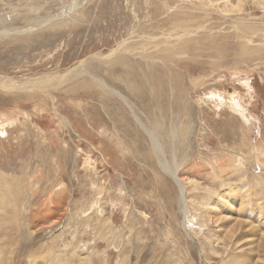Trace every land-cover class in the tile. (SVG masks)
Listing matches in <instances>:
<instances>
[{"label":"rangeland","instance_id":"374dc122","mask_svg":"<svg viewBox=\"0 0 264 264\" xmlns=\"http://www.w3.org/2000/svg\"><path fill=\"white\" fill-rule=\"evenodd\" d=\"M261 232L264 0H0V264H264Z\"/></svg>","mask_w":264,"mask_h":264},{"label":"bare ground","instance_id":"6f19581e","mask_svg":"<svg viewBox=\"0 0 264 264\" xmlns=\"http://www.w3.org/2000/svg\"><path fill=\"white\" fill-rule=\"evenodd\" d=\"M130 58L127 56V58L124 56V57H122V59H118V57H117V59H115V60H113L112 62H114V63H122V64H125L128 60H129ZM78 76H79V74H78ZM93 81L91 82L90 80V83L91 84H93V87L94 86H96V87H98L100 90H109L110 89V87H108V86H106V85H103V84H101V83H99L98 81H96V80H94V79H92ZM89 81H87V82H85V83H87V86L89 85ZM84 83V84H85ZM22 85V84H21ZM131 86V85H130ZM92 87V88H93ZM111 92V91H110ZM122 96V95H121ZM228 100V99H227ZM237 102V101H236ZM239 110V109H238ZM140 123H141V120H140ZM141 126H143L145 129H146V131H147V133H148V135L150 136V139H151V143H152V147H153V149L155 150V152H156V155H157V157H158V160H159V162L162 164V167H163V169L167 172V174H170L172 177H173V179H175V181L177 182V184L179 185V188H180V192H181V202L182 203H184L183 204V213L186 215V213H187V211H188V202H187V199H186V187H185V185H184V183H183V181H182V179H180L179 178V176H178V165H179V163L177 164V159H176V157H175V155H174V166H172V165H170V162H166L165 160H163L164 159V157L163 156H161L162 155V153H163V146H161V144H160V142H159V140H158V138L156 137V134L152 131V129L150 128V129H147V127H145V125L144 124H141ZM178 128H179V126L177 125V124H174L173 126H172V135H174V136H172V139L175 141V143L177 142V135H178ZM190 129V128H189ZM187 130V129H186ZM183 132V131H182ZM186 132V131H185ZM184 132V133H185ZM188 132H189V130H188ZM180 133V132H179ZM188 134V133H187ZM182 135V134H181ZM184 135V134H183ZM173 145H174V143H173ZM176 147V146H175ZM174 147V148H175ZM175 151H176V149H175ZM174 151V152H175ZM164 155V154H163ZM238 187V186H237ZM240 188V187H239ZM182 205V204H181ZM209 212H210V210H209ZM211 212H214V209L213 210H211ZM263 214V213H262ZM215 215V214H214ZM218 215V214H217ZM217 215H216V217H217ZM221 216V215H220ZM219 217V216H218ZM217 221H219L220 219H222V218H215ZM230 221V220H229ZM260 221V223H258V224H261L262 223V220L260 219L259 220ZM236 223H238V227L241 229L242 227L241 226H243V225H245V224H247V227L249 226V229L248 230H250L251 231V233L252 232H255L254 230L257 228V226H253V225H255L254 224V222H252L251 220L249 221V222H243V220L242 221H240L239 219H238V221L236 222ZM235 224V223H234ZM188 225H189V223L187 222V220L185 219L184 221H183V226L185 227V228H187L188 227ZM238 227H235V228H237V229H239ZM244 228V227H243ZM245 232V231H244ZM224 237L225 236H223L222 238H220V236L218 235V236H215L214 238H213V240L215 241V242H217V243H221L222 242V240L224 239ZM257 239V241H261L260 243L262 244L261 246H263L264 247V233L263 232H261L260 234H259V238H256ZM228 241H229V238L226 236L225 237V243H228ZM212 243V242H211ZM249 243H254L253 241H251V242H249ZM221 244H223V243H221ZM248 244V243H247ZM73 245V244H72ZM38 252V251H37ZM80 255V254H79ZM237 264H244L242 261H241V258H240V260L238 261V262H236Z\"/></svg>","mask_w":264,"mask_h":264}]
</instances>
